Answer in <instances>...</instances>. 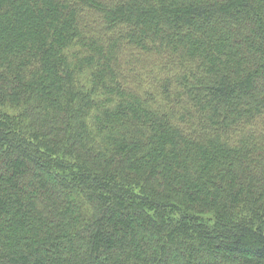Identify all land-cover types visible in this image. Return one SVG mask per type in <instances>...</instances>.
<instances>
[{
  "label": "trees",
  "instance_id": "obj_1",
  "mask_svg": "<svg viewBox=\"0 0 264 264\" xmlns=\"http://www.w3.org/2000/svg\"><path fill=\"white\" fill-rule=\"evenodd\" d=\"M0 264H264V0H0Z\"/></svg>",
  "mask_w": 264,
  "mask_h": 264
}]
</instances>
